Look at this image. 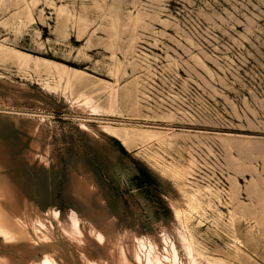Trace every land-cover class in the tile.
Segmentation results:
<instances>
[{"label": "rangeland", "instance_id": "374dc122", "mask_svg": "<svg viewBox=\"0 0 264 264\" xmlns=\"http://www.w3.org/2000/svg\"><path fill=\"white\" fill-rule=\"evenodd\" d=\"M0 144L101 253L264 264V0H0Z\"/></svg>", "mask_w": 264, "mask_h": 264}, {"label": "bare ground", "instance_id": "6f19581e", "mask_svg": "<svg viewBox=\"0 0 264 264\" xmlns=\"http://www.w3.org/2000/svg\"><path fill=\"white\" fill-rule=\"evenodd\" d=\"M9 165L8 153L0 144V264L179 263L173 247L164 240L156 262L152 263L149 254L144 252L143 243L128 233L124 234V241L106 245L101 253L95 249L94 242L103 245L104 237L95 228H85L75 222L68 227L57 221L52 225L30 204L18 182L2 172ZM186 252L187 264H216L189 249Z\"/></svg>", "mask_w": 264, "mask_h": 264}, {"label": "trees", "instance_id": "16d2710c", "mask_svg": "<svg viewBox=\"0 0 264 264\" xmlns=\"http://www.w3.org/2000/svg\"><path fill=\"white\" fill-rule=\"evenodd\" d=\"M141 173H142L143 175H145L146 177H148L147 174H146V172L141 171Z\"/></svg>", "mask_w": 264, "mask_h": 264}]
</instances>
